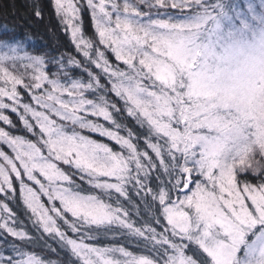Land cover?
<instances>
[{"label": "snow or ice", "instance_id": "1", "mask_svg": "<svg viewBox=\"0 0 264 264\" xmlns=\"http://www.w3.org/2000/svg\"><path fill=\"white\" fill-rule=\"evenodd\" d=\"M50 4L75 54L0 26V264H264V0Z\"/></svg>", "mask_w": 264, "mask_h": 264}, {"label": "trees", "instance_id": "2", "mask_svg": "<svg viewBox=\"0 0 264 264\" xmlns=\"http://www.w3.org/2000/svg\"><path fill=\"white\" fill-rule=\"evenodd\" d=\"M32 2L33 0H0V26L8 25L10 28L15 27L16 34L22 38L30 36L31 40L28 42V50L31 52H37L38 50H44L45 48H54L59 51H70L75 54V49L70 43L69 36L61 30V25L58 23L57 18L52 11L50 0H39L44 12V18L42 20H36L31 16L30 5ZM82 18L84 33L86 36H93L94 29L87 10L83 11ZM0 31H2V27H0ZM10 115L15 121V115ZM116 118L118 121L132 128L133 131L140 133L141 130L130 118H127L125 114L121 113ZM18 128L22 134V126H18ZM92 135L94 138L99 139L102 142L109 143L110 145L113 143L104 137H99L95 134ZM0 199H2V197H0ZM19 203L20 201L18 198L9 201L10 207L17 213V216L21 220L25 217L24 220H28L27 215L23 218V214L18 208ZM30 227V230H34L32 224H30ZM102 242L105 244L110 243V239H104ZM48 243L51 244L52 247L57 248V252L49 253L45 250L41 252V254L52 260L63 259L65 254L59 250L57 244L52 240H48ZM36 250L38 252L40 251L39 248Z\"/></svg>", "mask_w": 264, "mask_h": 264}, {"label": "rangeland", "instance_id": "3", "mask_svg": "<svg viewBox=\"0 0 264 264\" xmlns=\"http://www.w3.org/2000/svg\"><path fill=\"white\" fill-rule=\"evenodd\" d=\"M82 26H83V29H84V25H82ZM18 208L21 211V213L23 214V218L26 215L28 216V214L26 213L25 208H24V206L22 205L21 202L19 203V207ZM24 219H22V221L24 222V226L28 229L29 232H33L34 233L35 232V229L34 230H30L31 229V227H30L31 222L29 220H24ZM26 223H28V224H26Z\"/></svg>", "mask_w": 264, "mask_h": 264}]
</instances>
